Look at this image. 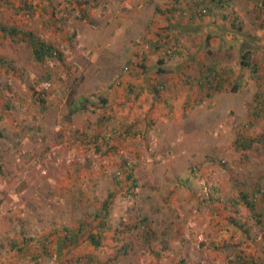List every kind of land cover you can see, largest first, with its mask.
<instances>
[{"label": "rangeland", "instance_id": "374dc122", "mask_svg": "<svg viewBox=\"0 0 264 264\" xmlns=\"http://www.w3.org/2000/svg\"><path fill=\"white\" fill-rule=\"evenodd\" d=\"M78 1L0 0L1 25L33 32L62 54L39 61L21 34L0 33V56L9 62L0 66V264H52L57 238L82 219L101 241L92 247L82 234L62 250L69 258L92 251L98 264H236L241 253L264 264V235L255 220L238 206L234 213L250 226L241 234L223 205L256 182L264 188V141L258 139L264 114H252L264 94L258 0H247L243 13L221 10L229 20L209 12L218 45L210 57L226 81L211 98L201 95L187 106L178 99L172 111L138 90L148 74L139 62L150 49L147 40L173 39L169 22L185 16L170 13L171 6L191 1ZM86 5L88 17L81 18ZM243 48L250 49L254 71L239 66ZM157 68L151 74L160 77ZM45 82L51 85L43 91ZM130 84L137 86L131 93ZM81 103L86 110L69 112ZM240 138L254 140L242 148ZM107 196L108 210L95 218ZM102 220L106 228H97ZM43 235L52 242L45 253L30 240ZM13 240L36 250H18Z\"/></svg>", "mask_w": 264, "mask_h": 264}, {"label": "trees", "instance_id": "16d2710c", "mask_svg": "<svg viewBox=\"0 0 264 264\" xmlns=\"http://www.w3.org/2000/svg\"><path fill=\"white\" fill-rule=\"evenodd\" d=\"M69 2H71V0H67ZM178 0H175V2H177ZM191 1V5H189L186 8L183 7H178L176 5L171 6L172 10H169L170 13H176L177 10L178 11V15L180 17H188V18H200L202 19L203 17H207V15H209V12H211V3H215V6L221 5L222 3H225L228 0H212L211 3L208 2V0H190ZM87 3H90L91 1H86ZM94 2H96V0H94ZM26 2H24L25 4ZM77 5H79L81 2H79L77 0ZM179 3V2H178ZM258 3H261V7H258ZM86 4V3H85ZM98 3L96 2V5ZM27 7H29V5H27ZM91 7L89 5L84 6V8L81 10V18H87L88 17V12H87V8ZM223 8H225V10L228 9V6L226 8V6H222ZM256 7L258 8V12H261V14L264 15V0H258L256 1ZM205 9V12L203 13L202 10ZM221 10L223 9H219V13L217 14L219 17H223L227 18L229 20V13L224 11L221 14ZM52 15L55 17V14L57 13V11H54L53 9H51ZM172 14V15H173ZM170 17V16H168ZM171 18V17H170ZM234 20V18L230 19V21ZM264 21V20H263ZM263 21H258L257 25L258 27L262 28L264 26ZM2 32L3 35L6 36H11V37H19L18 35L21 34L20 38H23L24 40H26L33 56L37 59V60H43L44 58H58L61 59L62 54L61 52L56 49L52 44L45 42L42 38H40L39 36H37L36 34H34L33 32H26V31H21L22 33H20L19 30H17V28L15 27H5L3 25L0 24V33ZM160 35V34H159ZM173 39L169 36H167L165 39H163L162 41H160L161 39L158 38L154 41L152 40H147L149 42V46L148 48H150L147 51H143V58L141 60V62H139V65L141 66V71L145 70L147 71L148 67L146 66V61H148L147 59H149V55H152L153 57V65L151 66H156L157 68V74L158 75H163L166 73V67L165 65L171 64L172 63V59L176 58L177 55H180V49L179 46L181 45V41L179 39V35H175V33L172 35ZM213 38V34H207L204 38H203V42L205 43L206 47H212L210 45V41ZM173 41L174 44L173 46H169V42ZM168 49H170V52H168ZM250 51L249 48H243L242 52L240 54L238 63L239 66L241 68H247L251 71H254V67L253 64L251 62V60H249V56H247V53ZM152 53V54H151ZM152 61H150L149 63L151 64ZM9 65V62L4 59L3 57L0 56V66H5V65ZM214 68H206V70H204V74H203V78H204V83L208 84L210 86H214L218 87L217 89H221L224 83V80L226 81V79L223 77V73L220 72H214L213 74H210V72H213ZM216 71V70H215ZM162 73V74H160ZM212 76V77H211ZM203 78H200L199 81L203 80ZM221 81V83H219ZM164 82L162 81V83H158L155 84L156 86L153 87V92L155 93H160L161 91L165 90L164 88L165 85L163 84ZM130 92H133V88H131L129 86L128 89ZM44 91V90H43ZM81 101L83 100L82 97H80ZM102 102L105 104L107 101L106 99H102ZM82 105L78 106V105H74L69 112L70 113H74L78 110H86L87 106L86 103H81ZM91 104V102H90ZM252 114L254 116H259L261 114H264V104H262V98L260 99L259 104H256L254 106V108L252 109ZM105 118V116H104ZM96 137V136H95ZM263 137V138H262ZM259 140H263L264 141V135L258 138ZM254 140V138L252 139H247V138H240V140H238L236 142L237 146H240L242 148H247L250 147L251 142ZM131 171V169H129ZM126 179L127 180H131L132 183L130 185L131 188H135L136 186V179L133 178V174L132 172H129L128 175H126ZM221 200V199H220ZM264 188L259 187V185H256L254 187V189L252 188L251 190H249V192H246L245 190L240 191L239 192V196L237 198H234L230 201H224V209L227 211L228 217H227V222L229 223V225L236 227L238 229L241 230V234L247 233V227H250L247 225V221L243 220L242 218H240L241 216L239 214H235L234 211L237 210V207L240 205H243L249 212V215L255 220V224H257V227L259 228L260 231H262V234L264 235ZM109 202V198L108 196L105 198V200L102 201L101 203V207L99 208L100 210L98 212H95L94 217H100L102 211H107L108 207L107 204ZM234 214H231V213ZM237 212V211H236ZM86 216H90L89 214H86ZM87 219H82L80 220L79 224L76 227H66L65 228V232L63 233V237H58L57 240L61 243L60 246L57 247V252L55 253V255L53 254V256H50L51 258V262L52 264H73L72 262L75 261V264H98L96 261L93 260V254H90L91 252L87 251L83 254H79L77 256H75V258L71 257L69 258L67 255H65V253H63V249L65 247H67L69 244H76L79 240H81V236L82 234H85L87 232V239H88V244L92 247H96L99 243H100V237L101 235L97 233V231L95 232V230L93 229L92 231L88 229L87 226ZM99 225L97 228H106V222L105 221H100ZM33 243H34V247L40 245L43 248V251L45 253V251L47 250V248L49 246H51V241H49L48 238H46V235H43L37 239L35 238H31L30 239ZM14 247H18V250L21 249H25V247H28V249L33 248V250H36L33 246H27L26 244H21V242H18L16 240H13L12 242ZM25 246V247H24ZM35 256H37L38 252H34ZM42 255V253H38L39 255ZM33 256V258L35 257ZM37 256V257H38ZM83 258L86 259V261H83ZM72 259H74L72 261ZM236 264H262L263 262H257V260L254 257H251L250 259L245 258L244 256L241 255V253H238L235 256V260ZM180 264H186L184 262V260H179ZM100 264H111L109 261H105L102 262Z\"/></svg>", "mask_w": 264, "mask_h": 264}, {"label": "crops", "instance_id": "0c3cea01", "mask_svg": "<svg viewBox=\"0 0 264 264\" xmlns=\"http://www.w3.org/2000/svg\"><path fill=\"white\" fill-rule=\"evenodd\" d=\"M209 3L212 2V0H208ZM249 1L247 0H228L225 3H222L221 5L215 6L214 2L211 3V12L212 10L219 11V9H225L222 6H228L227 10L237 11L238 13H243V10H239V8H243L246 6V10L249 8ZM236 9V10H234ZM217 13V12H216ZM216 13H213L214 16L218 17ZM212 15V17H213ZM210 15H207V17H203L202 19L197 17H192L191 19L188 17L180 18L181 22H169L170 30L174 31L175 35H179L180 43L179 46L180 55H177L175 61L171 65V67H168L166 70V73L161 75L160 77L155 75L153 76L151 72L153 71L152 68L148 66V74H144L143 80H140L142 83L138 87V90L140 89V92L144 93L145 91L150 92L152 94V98L154 100L157 99L160 100V102L166 106V111H172L173 108L178 107V103H183V106H187L191 100L196 101L201 95H205V97L211 98L213 96V93L219 89L218 87L210 86L208 87V84L204 83V70L206 68H213L212 64V57L215 56V52L217 50V40L214 41V38L211 39L210 45L212 47H204L202 46L203 38L209 33H212V26L214 23H212L210 18ZM253 18V17H252ZM169 21H171V18L168 17ZM204 34V37L202 38L201 34ZM191 35V38L195 40L193 43H188L189 39L185 38V35ZM196 37V38H195ZM200 40V41H199ZM214 41V42H213ZM195 43V45H194ZM215 44V45H214ZM200 47V49H199ZM224 49V48H223ZM226 52V51H225ZM207 57H209L207 59ZM207 71V70H206ZM168 72H175V77L169 76L166 74ZM215 69H213V72L211 71L210 74H213ZM214 75V74H213ZM212 77V76H211ZM200 78H203V80L199 81ZM165 85L166 88L160 93L153 92V87H155V84L162 83ZM192 82V84L190 83ZM221 83V81L219 82ZM130 87L135 89L137 86L130 84ZM141 87L143 88L141 90ZM129 91V90H128ZM135 91V90H134ZM131 93V92H130ZM138 92L135 91V94ZM145 95V93L143 94ZM262 98V104H264V94L261 95ZM152 101L151 105L156 103L155 101ZM180 103V104H181ZM193 102H191L192 104ZM179 104V106H180ZM240 192V191H239ZM213 195H216L214 197L218 198V190L215 189ZM264 201V200H263ZM264 207V206H263Z\"/></svg>", "mask_w": 264, "mask_h": 264}, {"label": "built area", "instance_id": "2783aa9c", "mask_svg": "<svg viewBox=\"0 0 264 264\" xmlns=\"http://www.w3.org/2000/svg\"><path fill=\"white\" fill-rule=\"evenodd\" d=\"M258 7H261V3H258ZM202 12L204 13V12H205V9L202 10ZM146 48H148V46H147ZM168 52H170V49H168ZM128 69H129V66H125V70H128ZM50 85H51V84H50L49 82H45V83L43 84V90H44V91L48 90L49 87H50ZM125 167L127 168V166H125V165H124L122 168L125 169ZM120 173H121V171L118 170L116 175L121 176ZM140 264H143V263H140Z\"/></svg>", "mask_w": 264, "mask_h": 264}]
</instances>
